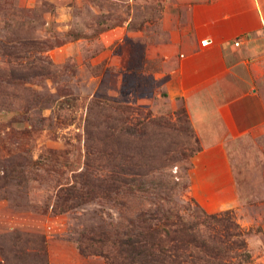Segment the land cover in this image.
Here are the masks:
<instances>
[{"label":"rangeland","instance_id":"1","mask_svg":"<svg viewBox=\"0 0 264 264\" xmlns=\"http://www.w3.org/2000/svg\"><path fill=\"white\" fill-rule=\"evenodd\" d=\"M205 1L0 0V41L39 43L21 50L16 73L24 81L0 98V264L108 263L81 252L83 237L123 222L139 208L133 197L141 209L155 203L161 213L200 216L189 178L199 141L184 102L166 85L201 34L193 9ZM8 59L0 50L1 67ZM37 59L46 71L34 70ZM101 103L118 118L113 135L131 137L108 151L87 137ZM146 125L155 127V160L166 168L135 194L104 196L98 180L117 161L100 159L98 150L131 156L143 144L132 138L148 133ZM229 156L239 205L224 211L247 232L249 264H264V136L234 141Z\"/></svg>","mask_w":264,"mask_h":264},{"label":"crops","instance_id":"2","mask_svg":"<svg viewBox=\"0 0 264 264\" xmlns=\"http://www.w3.org/2000/svg\"><path fill=\"white\" fill-rule=\"evenodd\" d=\"M262 4L206 0L195 6L201 34L180 55L166 85L172 97L184 102L199 141L189 172L191 196L210 213L239 205L229 156L234 141L264 136Z\"/></svg>","mask_w":264,"mask_h":264},{"label":"trees","instance_id":"3","mask_svg":"<svg viewBox=\"0 0 264 264\" xmlns=\"http://www.w3.org/2000/svg\"><path fill=\"white\" fill-rule=\"evenodd\" d=\"M39 43L30 38H14L0 41V50L4 51L10 59L5 63L6 67L0 66V98L6 90L20 87V82L24 81L23 75L17 74L16 69L21 67L22 60L19 55L21 50L32 51ZM36 62L34 70L46 71V64L43 66L41 60ZM13 96V99H16ZM6 106L5 100L2 107ZM123 110V109H122ZM127 110L120 112V115ZM98 121L94 127L95 132L87 135L88 141L94 134L98 142L109 150L110 143L119 139L123 141L131 140V137H115L113 127L118 123V118L114 119L111 106L104 105L98 110ZM121 118H124L121 116ZM150 128L148 133L140 132L132 140L142 142V148L138 152H133L131 156L126 155V151L116 153L109 157L105 150H98L100 159L117 161L116 169L110 171V175L98 180L100 184L107 185L104 188V196L109 194L120 196L135 194L134 188H143L144 179L153 178L163 171L167 165L157 163V146L155 127ZM125 125L120 126L118 134L124 135ZM147 147V151L145 150ZM159 149V148H158ZM88 156L91 152L88 150ZM164 153H161L162 156ZM160 158V157H159ZM135 160V163L133 161ZM159 187L160 185H156ZM132 198V206L137 210L130 212L123 222L116 223L114 227L91 231L83 237L81 252L87 251L95 256L106 258V264H249L251 256L247 250L245 238L247 232L244 231L233 218L231 212L224 211L215 214H208L202 210L196 201L191 199V203L199 210L200 216H185L177 211L173 213H161L156 205L149 204L148 209H141L143 203H139ZM64 210L70 206L63 205ZM115 259L120 261L113 263Z\"/></svg>","mask_w":264,"mask_h":264},{"label":"built area","instance_id":"4","mask_svg":"<svg viewBox=\"0 0 264 264\" xmlns=\"http://www.w3.org/2000/svg\"><path fill=\"white\" fill-rule=\"evenodd\" d=\"M201 45H202V46H205L206 44H205V42H204V41H202V42H201ZM234 45H235V46H238V45H239V43H238V42H236V43H234Z\"/></svg>","mask_w":264,"mask_h":264}]
</instances>
